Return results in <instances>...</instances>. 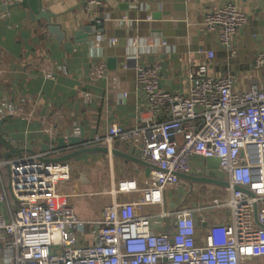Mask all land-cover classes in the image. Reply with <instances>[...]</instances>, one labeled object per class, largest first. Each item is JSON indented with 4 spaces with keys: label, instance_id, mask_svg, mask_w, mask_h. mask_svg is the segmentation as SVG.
Masks as SVG:
<instances>
[{
    "label": "built area",
    "instance_id": "built-area-1",
    "mask_svg": "<svg viewBox=\"0 0 264 264\" xmlns=\"http://www.w3.org/2000/svg\"><path fill=\"white\" fill-rule=\"evenodd\" d=\"M0 1L11 6L21 0ZM101 3L84 0L83 7L90 12ZM122 19H127L124 13L114 18ZM247 20L236 4L224 2L204 14L202 27L215 32L234 56L235 36ZM12 36L7 16L0 13V49ZM205 53L208 59L214 56L211 50ZM252 65L263 72V80L246 90L235 89V75L213 77L199 65L179 94L161 86L158 63L135 67L146 103L135 113L134 128L112 133L131 145L130 154L156 167H145L146 185L117 179L133 174L135 163L125 159L126 167L115 168L110 151L55 166L39 163L36 156L26 164L0 158V264H264V228L254 218L256 205L264 225L263 50ZM96 72L101 77L104 70ZM83 97L91 96L84 92ZM4 107L9 115L16 112ZM112 140V135L96 136L82 145L111 149ZM58 152L45 154L51 158L66 151ZM2 167L8 170L6 182ZM175 172L228 183L226 200L212 202L228 208V217L212 221L189 206L168 209L167 192L179 180ZM152 219L166 229L152 230Z\"/></svg>",
    "mask_w": 264,
    "mask_h": 264
},
{
    "label": "crops",
    "instance_id": "crops-1",
    "mask_svg": "<svg viewBox=\"0 0 264 264\" xmlns=\"http://www.w3.org/2000/svg\"><path fill=\"white\" fill-rule=\"evenodd\" d=\"M83 1L42 0L43 10H49L51 21L65 32L62 43L49 35L43 19L33 20L28 9H9L10 5L0 1V13L7 16L13 31L9 46L0 49V110L4 115L0 119H4L2 132L19 141V147L40 152L44 144H55L59 137L82 133L83 141L112 135L114 148L133 152L112 129L126 132L134 128L135 113L146 103L135 81L137 66L158 63L161 86L176 94L186 91L189 74L199 65H206L213 77L235 75L236 90L262 83L263 72L252 65L255 53L264 51V39L258 40L264 37L260 0H102L90 12L85 11ZM224 2L236 4L248 19L235 36L234 56L220 44L215 32L202 27L204 14ZM121 13L127 19L116 22L115 16ZM97 17L102 20V33L81 32L83 27L96 25ZM76 32L81 34L76 36ZM207 50L213 51V58H207ZM125 63H129L128 69L122 68ZM98 68L104 70L101 77ZM48 72L55 78L48 79ZM84 92L90 94V100L84 99ZM4 104L16 112L7 114ZM0 154L3 158L1 149ZM128 164L115 156V168ZM134 166L133 174L116 178L148 184L145 166ZM176 185L187 191L190 186L184 180ZM195 190L194 183L191 192ZM205 192L208 190L202 187L198 194ZM212 196L209 193L206 198ZM184 198L181 204L186 202ZM177 205L169 195L167 208ZM168 219L172 228L173 219ZM151 229L164 230L166 226L152 219Z\"/></svg>",
    "mask_w": 264,
    "mask_h": 264
},
{
    "label": "water",
    "instance_id": "water-1",
    "mask_svg": "<svg viewBox=\"0 0 264 264\" xmlns=\"http://www.w3.org/2000/svg\"><path fill=\"white\" fill-rule=\"evenodd\" d=\"M247 1V0H244ZM261 1V8H264V0ZM12 6H22L29 10L30 18L35 20L43 19L44 26L47 28L49 35L55 38L58 42L62 43L65 41L66 35L63 30H61L60 25L51 21V12L49 10H43L42 8V0H21L19 3L8 6L9 9ZM101 24H96L94 26H86L82 28L81 32H96L99 31L102 33L103 29L100 26ZM81 32H76V36L81 34ZM263 36L258 37V40L264 39ZM4 125V119H0V149L2 151V157L5 160L13 159L15 163L18 164L19 161H22L23 164H26L27 160H30V156H36V159L39 163H43L44 165H52L55 166L57 164L64 165L66 161L70 159H77L80 156H89V155H101L105 156L110 151L112 155L130 160L138 165H142L149 168L156 169L155 166L147 163L141 158L134 156L125 151L118 150L116 148L109 149L105 146L93 145L91 147L83 146V134L81 133L79 136H68V137H59L58 141L55 144H44L41 148L40 152H36L32 148H24L19 147L20 142L17 140H13L10 136L2 132V128ZM52 151V153H56L57 151H66L60 156L47 157L46 152ZM25 153V154H24ZM26 155V156H25ZM28 157V158H27ZM55 172V171H54ZM175 176L180 178L181 180L186 181L192 190V186L194 183H204V184H214L218 186H224L225 188L229 187V184L226 182H221L215 179L205 178V177H193L184 173L175 172ZM248 193L247 191H243ZM254 218L256 223L264 228V225L261 224L257 219V206H254Z\"/></svg>",
    "mask_w": 264,
    "mask_h": 264
},
{
    "label": "rangeland",
    "instance_id": "rangeland-1",
    "mask_svg": "<svg viewBox=\"0 0 264 264\" xmlns=\"http://www.w3.org/2000/svg\"><path fill=\"white\" fill-rule=\"evenodd\" d=\"M63 153L62 151L58 152L57 154ZM6 168L2 167L1 173L4 177V182H6ZM181 182L182 180L178 178ZM197 185V186H196ZM196 190L194 192L189 193L187 190H183L181 188L178 190V185L173 184V189H170L169 195L171 201L177 202L178 205L189 206L195 209L198 213L203 216L210 217L215 221H219L221 218H227L229 215L228 208H216L212 203L214 200L218 199L221 201L226 200V188L224 186H218L214 184H204V183H195ZM204 187L208 192H205L207 195L211 193L213 196L211 198H206L207 195H199L201 188ZM90 186L86 187V190H89ZM185 197V198H184ZM186 199L184 204H181L182 199ZM188 199V200H187ZM190 202V203H188Z\"/></svg>",
    "mask_w": 264,
    "mask_h": 264
},
{
    "label": "flooded vegetation",
    "instance_id": "flooded-vegetation-1",
    "mask_svg": "<svg viewBox=\"0 0 264 264\" xmlns=\"http://www.w3.org/2000/svg\"><path fill=\"white\" fill-rule=\"evenodd\" d=\"M188 192H191V187L187 185Z\"/></svg>",
    "mask_w": 264,
    "mask_h": 264
},
{
    "label": "trees",
    "instance_id": "trees-1",
    "mask_svg": "<svg viewBox=\"0 0 264 264\" xmlns=\"http://www.w3.org/2000/svg\"><path fill=\"white\" fill-rule=\"evenodd\" d=\"M40 38H42V36H40ZM0 158H1V154H0Z\"/></svg>",
    "mask_w": 264,
    "mask_h": 264
}]
</instances>
